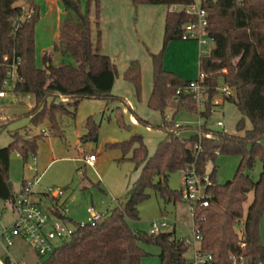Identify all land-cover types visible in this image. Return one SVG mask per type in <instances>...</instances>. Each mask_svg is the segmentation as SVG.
<instances>
[{
    "label": "trees",
    "instance_id": "1",
    "mask_svg": "<svg viewBox=\"0 0 264 264\" xmlns=\"http://www.w3.org/2000/svg\"><path fill=\"white\" fill-rule=\"evenodd\" d=\"M30 1L0 0V90L5 89L3 83L9 79L8 65L19 59L13 93L33 98L27 115L33 126L46 125L50 136L64 138V120L75 122L78 107L84 100H104L108 104L123 101L112 94L118 75L117 64L103 53L101 0H57L64 14L59 25V41L52 52L43 55V67H38L37 10L32 8L34 14L30 21L19 26L14 23L23 13V7L18 4ZM194 4L195 0H132L135 8L166 6L174 9L166 16L162 50L158 54L151 53L153 90L148 107L163 117L162 125L156 127L163 133V139L152 157L142 136L106 145L107 150L121 151L123 159L131 154L130 160L141 167L137 181L124 202L105 213L95 226L78 229L42 258V264H142L143 259L150 256L143 246L160 249V264H191L186 259L191 248L186 243L188 237L178 238L173 231L151 235L134 230L130 222L140 220L139 206L150 198V191L165 202H183L181 191L168 186L170 175L193 167L199 175H205L207 164H215L221 155L238 156L240 162L233 179L223 185L216 182L213 167L210 174L213 185L207 190L209 205L197 206L193 214V225L201 238L200 251L212 258L209 264H233L232 257H242L246 264H264L260 229L264 216V0H201L199 5L208 13V32L214 40L210 54L201 57L199 62V74H205L201 83L206 96L203 107L193 94L176 95L191 81L166 71L163 66L168 45L182 41L183 26L195 22L196 18L184 10ZM57 56L60 62L54 64ZM66 59L76 64L66 63ZM124 79L134 86L140 100L139 61L130 63ZM223 87L230 90L229 97L221 92ZM219 96L223 104H233L242 116L236 134L227 133L225 128L215 131L209 124L216 109L223 108V105H214ZM173 100L176 112L197 114L205 120L198 133L188 139L178 136L186 127L165 116ZM135 117L138 123L150 126L136 114ZM85 128L80 142H97L100 126L92 117L88 118ZM44 137L47 136L23 139L13 134L12 142L0 148V205L13 204L17 197L9 188L12 153H19L26 162L31 155H36L38 142ZM257 161L262 165V172L254 181L248 173ZM251 193L253 200L246 209ZM46 207L56 219L68 220L57 206L46 204ZM5 262L10 264L9 258L6 257Z\"/></svg>",
    "mask_w": 264,
    "mask_h": 264
},
{
    "label": "rangeland",
    "instance_id": "2",
    "mask_svg": "<svg viewBox=\"0 0 264 264\" xmlns=\"http://www.w3.org/2000/svg\"><path fill=\"white\" fill-rule=\"evenodd\" d=\"M81 1L85 2L86 0ZM196 1L201 2V0ZM132 7L133 11L130 17L131 26L129 29L138 44L140 53L136 60L141 65L142 73V93L140 100L136 96L134 86L124 79V74L130 63L123 58H112L117 64L118 72L112 94L123 101L108 104L104 100H84L78 107L76 121L64 120L65 136L63 138L43 134V130L47 129L46 125L43 127H35L31 124L30 118L27 115L32 109L33 98L30 96L20 97L13 93V87L16 82L15 78L5 88L7 97L2 101L3 104L0 108V148H5L12 142L13 134L23 139H32L39 135L47 136L38 142L36 155H31L26 162L19 153H12L9 171V182L12 184V191L15 196L20 195L25 179L31 181L35 177L43 175L41 186L36 188L35 191H42L43 193L45 188L49 187L63 189L65 196L59 199L61 202L68 196L74 197V203L68 202L69 218L72 220L71 226L77 223L87 222L89 219L87 210L90 208H94L96 212L103 215L109 210L116 208L125 201L128 191L140 175L141 167H138L136 163L130 160L131 154L123 159V153L121 151L107 150V144L124 142L130 140L133 136H142L147 145L149 156L152 157L164 136L156 128L163 123L161 113L153 111L148 107V101L153 90L151 53L158 54L162 50L164 30L162 31L161 26L160 32L162 33V39H157L156 26L158 23L157 20H154L151 27H148L145 32L146 38H143L142 36L144 35L141 34L138 27L142 21L137 16V8L133 5ZM159 7L167 10L166 6ZM56 32L57 29L53 23H45V25L42 23L37 28L36 64L38 67H43L42 49L49 48L51 50L50 52H52L54 45L58 43L59 37L56 36ZM182 42L195 41L182 40ZM156 43L160 45L158 51H155ZM212 49L213 47L209 50ZM182 56L179 51H174L169 63L174 64V66H177L176 64L179 63L185 68L186 61L183 60ZM58 62H60L59 56L53 59L54 64ZM65 62L76 64L73 60L69 59H66ZM188 67H190V63H188ZM195 67V80H197L199 77L198 63ZM215 101L220 106L223 105L221 96L217 97ZM135 114L144 121H148L150 126L138 123ZM165 116L169 120H174L177 125L186 127L178 133L179 137L185 139L197 134L199 126L205 122L197 114L176 112V102L174 100L167 106ZM90 117L100 126L98 141L82 144L80 138L86 133L85 126ZM241 118L242 116L238 109L233 104L226 102L221 110L216 109V113L213 114L209 124L212 125L213 130L222 131L217 126V122L222 121L227 133L236 134V126ZM246 126L249 128L248 121H246ZM85 154H95L97 156L94 169L84 167L81 159ZM34 158H36V161ZM239 162L240 159L238 156H218L215 164L212 162L207 164L205 169L206 175H210L215 166L216 182L223 185L233 179ZM261 172L262 165L260 161H257L254 169L249 171L248 174L254 181H257L260 178ZM168 186L171 190L182 191L181 172L170 175ZM149 194L150 198L139 206L140 220L130 222V226L134 230L148 233L153 221H163L165 219L173 225L175 224L176 236L178 238L189 237L191 239L194 225L193 214L190 212L189 207L181 201L165 202L154 191H150ZM252 200L253 194L251 193L245 205L246 209ZM46 204L50 206L48 201ZM15 219L16 214L13 204L10 202L1 204L0 235L5 229L13 225ZM260 229L264 241V216ZM170 231H172V228ZM56 244L60 245L59 242ZM142 248L150 255L143 259V264H160L158 257L160 249L158 247L143 246ZM7 254L16 263L22 261L23 264H36L40 261L30 246L24 242L18 245L15 244L14 247L8 250L0 242V259L5 261L8 256ZM186 259L189 263L194 264L193 247L186 254Z\"/></svg>",
    "mask_w": 264,
    "mask_h": 264
},
{
    "label": "built area",
    "instance_id": "3",
    "mask_svg": "<svg viewBox=\"0 0 264 264\" xmlns=\"http://www.w3.org/2000/svg\"><path fill=\"white\" fill-rule=\"evenodd\" d=\"M174 10V9H170ZM178 10V9H175ZM185 13L189 16L195 17V22L186 24L182 29L183 41H195L200 47V58L207 57L214 47V40L208 32V13L201 8L199 4H194L186 9ZM34 11L32 8H23L22 15L15 18L14 23L19 26L24 21H30L33 17ZM21 61L15 59L12 64L7 67V77L9 78L3 83L6 88L13 78L17 81V68ZM225 72V71H224ZM205 79V74H199L197 80H193L183 90L176 93L177 96L182 94H193L198 105L203 107L206 101L204 96V88L202 82ZM221 92L224 96L229 97L231 95L230 90L227 87H223ZM7 97V93L4 90H0V108L2 107V101ZM214 105L219 106L218 102L214 101ZM217 126L221 129L224 128L222 121L217 122ZM43 134L49 136L48 131L43 130ZM36 161V158H34ZM82 162L86 168H95L97 156L95 154L84 155ZM182 176V199L192 214H194L197 206L208 207L209 200L207 196V190L213 185L210 175H199L195 168H187L181 172ZM43 176L35 177L31 181H26L22 192L18 195L13 203V208L16 214V219L13 225L5 229L0 235V242L6 250L14 247L16 240H21L33 250L36 256L41 259L48 256L53 250L58 247L56 243L60 245L67 241L78 229L86 228L87 226H95L102 221L103 215L96 212L94 208L87 210L89 219L87 222L77 223L71 226L70 221H61L53 217L51 212L46 207V200H59L65 195V191L60 188H45L41 195L37 194L35 189L41 185ZM61 213L64 215L68 210L67 208H60ZM173 224L167 220L153 221L151 223L150 234L159 235L163 232H168ZM240 238L243 239V234L240 233ZM201 238L197 227L193 226L192 238L189 237L186 240L194 249V264H209L212 258L210 256L203 255L200 251ZM245 247V244H241ZM9 258L10 264L16 263ZM233 264H246L245 260L241 257L239 259L232 257ZM0 264H7L0 259Z\"/></svg>",
    "mask_w": 264,
    "mask_h": 264
},
{
    "label": "crops",
    "instance_id": "4",
    "mask_svg": "<svg viewBox=\"0 0 264 264\" xmlns=\"http://www.w3.org/2000/svg\"><path fill=\"white\" fill-rule=\"evenodd\" d=\"M132 0H101L103 6L100 18V29L102 32V41H103V53L111 58L125 59L128 63L136 61L140 55L138 44L131 34L129 27L131 26L130 17L133 11ZM196 3H201L196 1ZM23 8H33L37 10L39 15V21L37 23V28L44 23L54 24L57 32L56 36H59V25L60 21L63 18V10L57 0H32L29 3L21 2L18 4ZM170 9L167 7V10L159 6H139L137 8V16L141 19V24H139V31L143 38H146L145 32L148 27H151L154 20H157V39H162V33L160 32L161 26L162 31L165 30V20L166 16ZM164 23V28H163ZM47 26V25H46ZM36 28V29H37ZM161 33V36H160ZM164 33V31H163ZM164 39V35H163ZM155 40V37H154ZM161 41V40H160ZM160 45L156 43V50L158 51ZM163 47V46H162ZM49 48L42 49V57L45 53L50 52ZM174 51H179L183 60L186 61L185 68H183L179 63L177 66L170 64V58ZM200 62V47L195 42H171L166 50L163 66L166 71H173L178 76L184 78L187 81H193L196 79V67L198 63L199 67ZM190 63V67H188ZM195 67V68H193ZM128 68V67H127ZM126 70V69H125ZM114 89V88H113ZM224 107V104H223ZM148 122V121H147ZM149 123V122H148ZM250 127V125H249ZM86 155V154H85ZM43 176V175H41ZM24 181H28L25 179ZM23 181V182H24ZM41 186V185H40ZM41 195L42 191L37 192ZM65 196V195H64ZM50 203V206H57V208H67V212L64 213L68 221L72 222L69 218V205L68 202L74 203L75 199L72 196H68L63 202L60 200L48 199L45 202ZM103 215V214H102ZM172 231L176 234L175 224L171 226ZM171 230V229H170ZM150 232V229L148 233ZM185 238V237H184ZM23 241L16 240V244H22ZM262 242L264 244L263 238ZM148 253V252H147ZM160 254V253H159ZM8 255V254H7ZM10 257V255H8ZM11 258V257H10ZM40 262V261H39ZM37 262L36 264H38ZM18 263L23 264L22 261ZM144 261H142V264Z\"/></svg>",
    "mask_w": 264,
    "mask_h": 264
},
{
    "label": "water",
    "instance_id": "5",
    "mask_svg": "<svg viewBox=\"0 0 264 264\" xmlns=\"http://www.w3.org/2000/svg\"><path fill=\"white\" fill-rule=\"evenodd\" d=\"M9 188L12 190V184L11 183H9Z\"/></svg>",
    "mask_w": 264,
    "mask_h": 264
}]
</instances>
